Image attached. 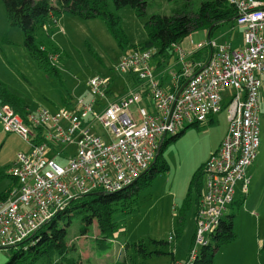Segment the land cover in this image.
I'll list each match as a JSON object with an SVG mask.
<instances>
[{
  "label": "built area",
  "instance_id": "obj_1",
  "mask_svg": "<svg viewBox=\"0 0 264 264\" xmlns=\"http://www.w3.org/2000/svg\"><path fill=\"white\" fill-rule=\"evenodd\" d=\"M228 1L243 30L241 47L209 38L187 50L176 42L174 61L160 70L154 49L138 46L115 67L120 75L136 77L124 93L110 92L112 77L96 75L87 97L55 110L40 107L23 116L10 104L0 103L4 130L19 134L30 145V151L17 155L10 169L16 182L0 199V249L29 240L79 194L115 192L135 184L153 165L168 134L206 122L226 109L229 128L204 166L189 259L174 263L194 264L201 248L214 241L229 218L237 185L248 192V169L260 146L264 0ZM204 48L209 55L196 59ZM231 88L234 92L227 93Z\"/></svg>",
  "mask_w": 264,
  "mask_h": 264
},
{
  "label": "rangeland",
  "instance_id": "obj_2",
  "mask_svg": "<svg viewBox=\"0 0 264 264\" xmlns=\"http://www.w3.org/2000/svg\"><path fill=\"white\" fill-rule=\"evenodd\" d=\"M201 1L147 0V15L144 17H138L129 5L117 8L110 2V10L121 19L122 29L129 40L127 46L118 42L101 17L85 19L67 10L56 12L52 22L38 36L58 49L52 61L55 71L44 68L31 55L23 30L9 22L3 0H0V80L19 94L31 111L40 107L54 110L67 102L87 97L89 82L96 75L114 78L115 83L121 85V89H116V95H119L135 82L129 74H118L115 67L131 50V45L147 40L145 23L150 16L183 12L195 15ZM212 37L220 43L233 42L228 43L233 47L244 44L243 30L231 24L216 29ZM206 40L208 30L200 27L192 29L182 44L191 50ZM160 67L164 70L167 62ZM232 92L233 88L227 91ZM226 113L223 109L213 116V120L187 126L177 140H170L173 135H167L170 142L162 154L168 169L153 177L151 183L136 192L132 199L128 198L125 208L116 211L120 230L106 256L95 255L92 248L97 227H93L89 235H80L79 221L73 222L68 238L82 253L86 264H90V259L91 264H115L127 255L125 244L140 240L144 241L147 251L154 252L146 256L131 247L128 252L130 264L132 260L137 264H171L174 258L175 262L189 259L197 228L195 192L187 201L191 178L206 163L219 139L225 136L229 128ZM99 131L104 134L103 129L99 128ZM28 151L30 145L27 141L17 133L5 131L0 119V171L3 172L0 194L13 184L10 169L17 155ZM67 151L72 153L73 146L69 145ZM248 175L251 177L248 192L244 194L242 184H238L236 201L226 214L234 215L236 238L221 244L213 264H264V94L260 109V146ZM155 240L163 242L156 243ZM10 255V249H0V264H5Z\"/></svg>",
  "mask_w": 264,
  "mask_h": 264
},
{
  "label": "trees",
  "instance_id": "obj_3",
  "mask_svg": "<svg viewBox=\"0 0 264 264\" xmlns=\"http://www.w3.org/2000/svg\"><path fill=\"white\" fill-rule=\"evenodd\" d=\"M110 2H113L117 8L131 6L138 17L147 15V0H3L9 22L23 30L25 43L31 55L41 66L55 71L57 69L52 61L58 49L50 44V41L46 43L44 38L38 36L45 24L52 22L56 12L67 10L85 19L101 17L107 22L110 31L122 46L129 44L121 26L120 17L110 10ZM236 17L237 10L228 0H202L200 9L195 15L187 12L173 15L153 14L145 23L147 40L131 47L153 48L157 65L161 66L174 57L172 44L182 42L192 29L206 28L208 36H212L214 31L223 25L237 26ZM205 50L208 48L199 51L195 58L207 57L210 50L208 53ZM129 77L136 83V77L133 74H129ZM115 82L113 78V89L110 92L117 88L121 89V85ZM0 103L10 104L23 116L29 108L24 99L1 80ZM186 128L187 126L174 134L170 140H177ZM169 142L168 139L164 140L156 162L135 184L115 192L103 191L100 194L90 192L77 195L65 208L55 212L54 216L29 240L9 248L11 255L5 264H84L82 253L75 244L70 243L68 238L69 228L76 220L80 223V235H89L93 227H97L98 233L92 239L93 251L99 257L107 255L113 247L116 233L120 230V225L115 218L116 211L122 207L125 208L128 198L132 199L136 192L151 183L153 177L168 169L162 152ZM204 166L205 163L193 174L187 198V201L191 200L195 192L196 207L204 185ZM2 175L3 172L0 171V177ZM15 182L13 180L12 186L0 194V199L7 197ZM233 218L234 215H229L228 219L223 220L220 231L213 238L214 241L201 248L194 264H213L221 244L236 238ZM155 242L163 241L155 240ZM131 247L146 256L154 252L147 251L143 240L134 244L127 243L125 244L127 255L115 264H130L128 252ZM156 252L162 253L161 250ZM175 260L174 258L171 264H174ZM131 264L137 263L132 260Z\"/></svg>",
  "mask_w": 264,
  "mask_h": 264
},
{
  "label": "crops",
  "instance_id": "obj_4",
  "mask_svg": "<svg viewBox=\"0 0 264 264\" xmlns=\"http://www.w3.org/2000/svg\"><path fill=\"white\" fill-rule=\"evenodd\" d=\"M54 18V17H53ZM56 19V18H55ZM53 20V19H52ZM47 24H45V26H46ZM45 28V27H44ZM209 38H212V39H216V38H213L212 36H208V39ZM217 40V39H216ZM218 41V40H217ZM220 43V42H219ZM228 43H232L233 44V42H228ZM242 46V45H241ZM241 46H239V47H241ZM235 48H238V47H235ZM187 49V48H186ZM193 49V48H192ZM188 50V49H187ZM175 55V54H174ZM174 59H175V56L170 60V62H173L174 61ZM154 63L157 65V62H156V60H154ZM169 62H167V64H168ZM159 69L161 70V67L159 66ZM263 82H264V76H263ZM263 94H264V83H263V87H262V90H261V98H262V96H263ZM55 110V109H54ZM222 139H223V137L222 138H220L219 139V141L216 143V145L213 147V149L211 150V151H215V150H217L218 149V147L220 146V144H221V141H222ZM211 154H212V152H211ZM210 154V155H211ZM254 164V162L250 165V166H252ZM92 248H93V246H92ZM95 253V252H94ZM106 256V255H105ZM92 259H90L89 260V263L91 264L92 262ZM177 262H182V261H178L177 260ZM84 264H86L85 263V259H84Z\"/></svg>",
  "mask_w": 264,
  "mask_h": 264
},
{
  "label": "water",
  "instance_id": "obj_5",
  "mask_svg": "<svg viewBox=\"0 0 264 264\" xmlns=\"http://www.w3.org/2000/svg\"><path fill=\"white\" fill-rule=\"evenodd\" d=\"M159 153H160V149L158 150L157 156L159 155ZM157 156H156V158H155L153 164L156 162V160H157ZM93 193L100 194V193H103V191H97V192H93Z\"/></svg>",
  "mask_w": 264,
  "mask_h": 264
}]
</instances>
